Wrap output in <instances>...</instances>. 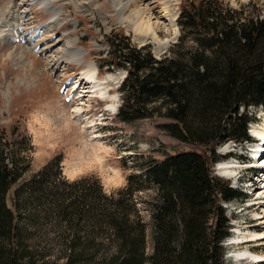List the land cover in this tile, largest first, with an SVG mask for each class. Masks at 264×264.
Instances as JSON below:
<instances>
[{
    "label": "rangeland",
    "instance_id": "1",
    "mask_svg": "<svg viewBox=\"0 0 264 264\" xmlns=\"http://www.w3.org/2000/svg\"><path fill=\"white\" fill-rule=\"evenodd\" d=\"M50 1L52 7L47 9L42 0H0V128L7 132L0 141V149L8 139L13 145L10 147L20 151L29 161V168L8 190V206L15 210V190L47 166L48 173L42 178L45 187L57 176L68 183L84 178L99 181L93 184L94 189L99 185L106 194L116 193L115 200L134 202L138 210L135 220L145 227L146 255L151 257L153 220L149 209L161 201V191L152 183L140 181L138 175L144 178L148 167L176 152L195 150L210 156L215 150L222 157L220 161L232 154L249 162L253 148L235 139L217 147L186 143L165 129L169 120L164 117L152 115L123 121L114 113L124 104V94L119 87L127 70L119 68V71L109 65L114 58L109 52L108 38L123 37L131 47L145 48L154 58H162L185 34L179 16L186 0H133L123 13L116 0ZM121 1L123 4L130 2ZM221 1L224 7L244 9L247 14L257 9L264 15L263 0ZM138 9L147 11L136 17L134 13ZM56 13L57 19L51 23ZM22 14L25 17L22 18ZM147 21L154 26L155 37L137 30ZM70 41L82 52L80 59L68 53ZM89 66L95 68V79L105 78L103 88L109 90L111 100L103 98L93 80L88 78ZM98 93L103 100L108 99L109 106L114 109H109L106 101L99 100ZM239 109L252 119L248 125L251 131L256 126L264 127V106ZM147 112H152L151 106ZM262 160L264 164V153L259 162ZM56 161L60 162L58 168L54 167ZM231 161L235 163L228 169L222 167L227 161L222 162L221 168L214 164L211 169L222 179L220 184L231 182L237 189L240 186L236 179L245 181L239 190L247 195V201L221 202L217 197L225 217L234 224L231 235L220 242L223 247L221 261L222 264H252L248 256L254 257L255 253L264 256V173ZM29 197L30 194L27 199ZM21 203L22 208L24 200ZM31 213L27 211L25 219ZM42 218L32 231L34 238L28 242L37 243L40 248L33 264H100L107 257L105 255L117 252L118 242L113 239L112 231L104 228L97 233L98 239H104L98 251L91 250L84 255L68 253L62 238L66 234L55 230L51 236L44 237L45 231L40 230L45 227L44 214ZM206 225L215 228L216 218L206 219ZM46 238H50V244L45 243ZM20 255L17 252V256ZM73 257L76 263L71 262ZM23 262L27 263V258Z\"/></svg>",
    "mask_w": 264,
    "mask_h": 264
},
{
    "label": "trees",
    "instance_id": "2",
    "mask_svg": "<svg viewBox=\"0 0 264 264\" xmlns=\"http://www.w3.org/2000/svg\"><path fill=\"white\" fill-rule=\"evenodd\" d=\"M179 24L185 34L160 59L145 48L131 47L123 37L108 38L111 65L128 70L119 118L164 117L169 120L165 129L186 143L216 147L226 139H249L250 118L239 108L264 104V15L257 9L247 14L224 7L221 0H186ZM6 133L0 128V141ZM7 141L0 149V264H33L40 248L28 242L43 214L44 237L55 230L65 233V247L74 255L98 251L104 242L98 231H112L117 252L105 255L100 264H222L220 242L229 235L230 225L217 197L222 202L241 196L212 175L210 166L218 159L214 150L210 156L195 150L176 152L148 167L144 178L138 175L161 191V201L149 209L153 250L147 257L145 227L135 220L134 202L115 200L116 193L108 195L99 185L94 189L99 181L68 183L57 176L45 187L47 166L15 190L12 210L8 190L29 161ZM54 165L58 168L60 162ZM27 211L32 213L25 219ZM215 218V228L206 225V219ZM44 240L50 244V238Z\"/></svg>",
    "mask_w": 264,
    "mask_h": 264
},
{
    "label": "bare ground",
    "instance_id": "3",
    "mask_svg": "<svg viewBox=\"0 0 264 264\" xmlns=\"http://www.w3.org/2000/svg\"><path fill=\"white\" fill-rule=\"evenodd\" d=\"M131 1H133V0H130V2L129 3H126V4H123V2L121 1V0H116V2H117V4H118V6H120V8H121V12L122 11H124V10H126V7L128 6V5H130V3H131ZM42 3L44 4L43 6H45L47 9L48 8H51L52 7V2L50 1V0H42ZM117 6V5H116ZM150 8V7H149ZM145 11H147V9H138L137 11H135V13H134V15H136V17H137V15L139 16L140 15V13H145ZM123 13V12H122ZM57 13L53 16V18L51 19V23H53V22H55L56 21V19H57ZM23 17H25L24 16V14H22V18ZM147 20H150V19H147ZM141 23V22H140ZM146 23V25H144L143 23L142 24H140V26L139 27H137V30H141V33L143 34V35H145V36H147L148 34H151L153 37H155L156 35V31H155V29H154V26H151L152 24H150V22L149 21H147V22H145ZM26 36V35H25ZM30 42H32L33 43V41H31L30 39H28ZM162 44V43H161ZM33 47H36V45L33 43ZM68 53L69 54H71V56H73V58L75 57L76 59H80V57L83 55L82 54V52L78 49V48H76V47H74V45H73V43L70 41L69 42V44H68ZM95 65V64H94ZM90 68H89V77L88 78H90V79H92L93 80V83H94V87L96 88V89H99V91H100V93L102 94V96H103V98H109L110 100H111V97L112 96H110L111 94L109 93V90L108 89H105V88H103L104 87V83H103V81L102 80H105V78L104 79H102V80H97V79H95V74H96V72H95V68H92L91 66H89ZM119 73V72H118ZM118 73H116V74H118ZM123 73V75L125 76V73H124V71L122 72ZM109 108H112V109H114L112 106H109ZM264 121V120H263ZM253 133H255V135H257L260 139H262V140H264V127H262V128H259V127H255V129L253 130ZM255 150V154L254 155H256L257 156V152H258V154H261V152L262 151H264V147H263V145L262 144H260V145H256V148L254 149ZM253 151V150H252ZM263 155V154H262ZM263 159V158H262ZM260 161V159L259 160H257V161H255V164L256 165H258V166H260L262 169H264V164H262V162H263V160L261 161V162H259ZM235 163V162H234ZM262 164V165H261ZM231 165H233L232 163H226V164H224V165H222V167L223 168H227L228 169V167L230 166L231 167ZM235 166H237V165H235ZM235 166H233V167H235ZM223 171V170H222ZM230 171V170H229ZM226 172V171H225ZM233 175V174H232ZM227 176H228V174H227ZM262 203H264V201L262 202ZM257 236H259L260 234H256ZM259 238V237H258ZM257 240V239H256ZM261 256H263V255H258V254H254V258L256 259V260H261L262 258H261ZM242 259V258H241Z\"/></svg>",
    "mask_w": 264,
    "mask_h": 264
}]
</instances>
